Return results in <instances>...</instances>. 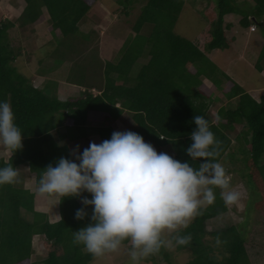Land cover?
<instances>
[{
    "label": "trees",
    "instance_id": "16d2710c",
    "mask_svg": "<svg viewBox=\"0 0 264 264\" xmlns=\"http://www.w3.org/2000/svg\"><path fill=\"white\" fill-rule=\"evenodd\" d=\"M95 1L22 0L25 7L19 19L22 25L29 21L38 23L45 7L51 15V32L58 35L57 31L60 30L65 36L75 33L81 21L93 20L89 12ZM10 2L19 6L16 0H8ZM184 2L147 0L133 28L139 32L145 24H150L152 33L142 35L137 40V46H131L122 60L107 63L103 81L98 87L99 93L85 89L82 96L66 101L36 86L31 77L19 70L15 60L21 53L20 49L17 52L11 49L8 40L13 23L7 19L0 20V101L7 100L12 105L15 123L23 136V147L14 151L8 160L5 147L0 149V168L10 163L19 172L18 182L0 185V264H32L35 235L44 236L47 255L39 260L41 264H90L95 258L83 250V245L73 243V232L91 222L93 206H87L88 216L77 220L76 211L84 207L81 197L60 196V218L52 221L49 214L35 208V194L24 186L20 167L27 165L30 172L35 174L39 186V179L47 165L55 166L62 156L74 159L69 147L60 145L59 138L54 134L58 125L53 120L58 112L65 113L68 122L73 125L68 127L69 132L95 121V115L98 116L96 120L107 119L119 115L122 108H127L137 124L135 132L144 139H150L158 147V153L160 145L171 143L174 154L170 156L196 168L199 161L191 160L186 152L192 143L190 134L196 128L195 115L204 116L210 123V130L222 141L220 155L216 158L218 162L232 144L228 131L242 123L244 126L237 140L241 143V150L248 155L245 177L255 186L251 187V194L261 196L256 202L258 211H264L261 210L264 207V94L256 99L232 77L230 81L223 82L215 76L216 63L200 45L174 32L172 27L179 18ZM254 2L252 7H242L236 0H218V18L207 46L209 50L231 48V39L226 35V28L231 24H223L226 14L239 13L242 15V26L249 27L256 23L264 31L261 20L264 0ZM125 12L128 14V10ZM146 51L149 61L136 72L132 69L133 64L138 55ZM255 66L259 70L264 67V45ZM204 78H208L212 85L208 86ZM218 89L222 90L227 101L237 98L238 102L234 108L222 105L215 121L210 108L213 101L220 99L215 95ZM117 101L121 102L122 108L115 106ZM99 132L106 140L114 131L109 126L101 127ZM59 136L63 138L64 134L59 133ZM81 195L92 198L88 192ZM227 210V205L218 194L212 204L201 210V215L196 216L186 229L180 230V235L191 234L192 237L189 244L178 246L179 249L192 251L191 258L185 264H253L245 235L248 216L237 224L211 232L215 241L206 239V221ZM26 213L33 217L27 218ZM217 238L221 240L219 245ZM123 244L130 246L128 241ZM217 248L219 253H216ZM170 256L167 248L162 247L157 254L144 259L143 263L155 264L163 260L173 264Z\"/></svg>",
    "mask_w": 264,
    "mask_h": 264
},
{
    "label": "clouds",
    "instance_id": "9594fccd",
    "mask_svg": "<svg viewBox=\"0 0 264 264\" xmlns=\"http://www.w3.org/2000/svg\"><path fill=\"white\" fill-rule=\"evenodd\" d=\"M193 120L196 128L186 152L199 161L198 168L164 153L165 144L158 153V147L145 142L150 139L131 130L114 131L110 139L91 142L82 153L77 145L71 152L74 159L62 156L55 166L47 165L39 179L40 194L81 197L84 207L76 211L77 220L88 216L86 208L93 206L91 222L73 232V243L101 257L128 241L131 261L140 264L162 247L191 242V234L180 235V230L215 201V188L221 189L226 205L238 203L242 194L232 188L231 174L216 159L222 141L204 116L195 115ZM22 139L12 105L0 101V141L13 153L23 147ZM167 145L172 149L171 143ZM18 178L12 164L0 168V185L16 183Z\"/></svg>",
    "mask_w": 264,
    "mask_h": 264
},
{
    "label": "rangeland",
    "instance_id": "374dc122",
    "mask_svg": "<svg viewBox=\"0 0 264 264\" xmlns=\"http://www.w3.org/2000/svg\"><path fill=\"white\" fill-rule=\"evenodd\" d=\"M129 1L131 2H127L126 0H96L92 4L89 12L93 18L92 21H81L78 23V30L75 33L65 36L62 34H54L55 43L58 45L57 47L54 44H46L47 42H45L48 41L47 36L51 37L50 31L52 23L50 20L46 21L45 25L41 27L38 36L33 35V37L28 31L30 28L13 27L8 32L10 48L17 52L18 48L21 47L22 53H27L26 63L28 66L31 67L33 65L32 62L35 63L38 58L40 62L38 61L39 65L37 70L46 73L50 71V74L54 75L47 83L46 91L49 90V94L54 96L51 91L55 88L57 79L60 80L62 78L76 81L83 86V89H89L96 94L98 92L96 90H99L98 87L103 81V70L107 63L122 60L131 46L135 44V47L137 46V40L142 35L145 36L152 33L153 29L150 28V24H145L139 32H135L133 28L147 0ZM236 1L242 7H252L255 4L254 0ZM217 2L218 0H185L179 18L172 28L178 35L194 40L200 45V48L205 51L207 56L216 63V77L221 78L223 82H228L231 80L230 77L234 78L238 75L248 76L249 79L246 82L242 81V84L247 87L251 86L252 88L254 85L262 83L260 72L256 68H246V65L251 64V62L255 65L252 54H256L257 56L262 50L264 45V31L258 25H255L253 28L242 26L240 22L242 15L239 13L226 14L223 24L225 26L231 24V27L226 28L227 38L231 39V48L209 50L207 46L214 29V22L218 18ZM5 7L9 9L3 10ZM16 9L18 8L13 6L11 2L8 3V0H0V20H3L4 16L16 20L18 13ZM126 10H128V14H126ZM47 16L49 17L47 12H44L40 20L44 18L46 20ZM261 20L264 25V16ZM42 23L44 22H39V25ZM90 31H92L91 34L88 33ZM28 33L29 35H27ZM59 33L60 30L57 31V34ZM50 40L53 39L51 38ZM42 43L46 45L40 47ZM35 47H40L36 50V56L30 52V50H35ZM146 54L147 51L141 56L138 55L137 60L134 62L132 69H135L136 72H139L142 66L149 61ZM18 56L20 57V55ZM18 56L15 62L20 63ZM244 67L245 72L242 71ZM21 70L26 75H29L25 70ZM133 73L131 72V74ZM204 81L211 86L212 83L208 78H204ZM216 94L220 99H214L215 101H213L214 103H212L210 108V114L215 121L218 120L217 111L222 105H226L227 107L232 106L234 108L238 102L237 98H234L231 102L227 101L228 99L224 97L221 89L216 90ZM215 95H213V98H215ZM97 117V115L94 116L95 121H98L96 120ZM243 126L242 123H239L236 124L234 129L228 131L232 137V144L220 161L228 173L231 174L232 188L241 192L242 196L238 203L227 205V211L206 221V230L208 233L206 239L210 240V242L215 241L211 232L225 228L231 224H237L245 216H248L249 224L245 228L248 251L253 264H264V211H260V213L256 206V202L260 200L261 196L260 194H255L254 196L251 194V187L254 188L255 186L248 182L247 180L249 179L245 177V172L248 171L246 169L248 168L246 164L248 155L247 152L241 150V143L237 140V135L241 133ZM78 130H82V128H74L71 132ZM54 134L57 136L55 131ZM62 140L59 142L64 143L65 141ZM77 145H84L87 148L88 142L84 140L83 142L77 143ZM84 147L80 148L83 149ZM2 148L4 146L2 141H0V149ZM79 151L81 153L83 152V150ZM163 152L169 155L174 154V150L170 148V145L165 146ZM20 168L23 171L24 186L35 194V208L49 214L50 220L52 221L59 219L60 200H55L58 203L56 205L52 203L49 207L45 205L48 204L45 197L52 196V198H55L58 196L60 199V196L40 194L35 174L30 172L27 165ZM214 191L217 197L221 189L215 188ZM248 204H250V207H248ZM247 209L249 210L248 212ZM23 213H25L24 210ZM23 215H27L29 219L33 217L28 213ZM213 246H216V244L213 243ZM33 247L35 252L32 256V264H41L39 260L47 255L43 235L34 236ZM129 248L130 246L122 244L117 252L106 253L104 256L95 257L90 264H133L128 255ZM166 248L171 254L170 259L173 264H185L191 258L192 251L190 249H179L175 244ZM216 253H219L218 248ZM140 264H144L143 260L140 261ZM155 264L168 263L161 260Z\"/></svg>",
    "mask_w": 264,
    "mask_h": 264
},
{
    "label": "crops",
    "instance_id": "0c3cea01",
    "mask_svg": "<svg viewBox=\"0 0 264 264\" xmlns=\"http://www.w3.org/2000/svg\"><path fill=\"white\" fill-rule=\"evenodd\" d=\"M16 3L19 4V6L13 4V6L18 8V9H16V10H18L16 20H14L12 18H9L8 16H4L3 20L7 19L8 21H11L13 23V25L10 27V29L13 28V27H18V28L21 27V28H24V29L25 28H27V29L30 28L28 31L30 32L32 37H33V35H37L38 36L39 30L41 29V27L43 25H45L46 21L51 19V15H50L49 11L47 10V8H45V7L43 8V14H44V12H47V14L49 15V17L48 16L46 17V20H45V18L42 19V20H39V22H44V23L39 25V22L38 23L28 22L27 24L22 25L20 20H18V19H19V16L21 15V13L23 12L25 6H24V4H23V2L21 0H16ZM7 9H9V8L5 7L3 10H7ZM40 19H41V17H40ZM61 34L63 35L62 32L59 33L58 35H61ZM27 35H29V33ZM50 35H51V37L47 36L48 41H45V42H47L46 44H54L55 47H57L58 45L55 43L56 40H54V34L51 31H50ZM51 38L53 40H50ZM46 44L42 43V44H40V47H42V46H44ZM40 47H35V50H33V51L30 50V52H32L36 56V50L38 48H40ZM18 49H20V52H21L20 53V57H18L19 60H20L21 65H20V63H17V62H15V64L16 65L19 64V65H17L19 70H21V69L25 70L29 74L28 76L33 79V82H34L35 85L37 84L38 87L46 89L48 81L50 79H52V77L54 75H51L50 71L48 73H46V72L37 70L38 65H39L38 63L40 62L38 58H37L35 63L32 62L33 65L31 67L28 66V64L26 63L27 53L26 54L22 53L21 47H19ZM28 54H29V52H28ZM252 55H253L252 56L253 62L256 64L259 55H257V56H256V54H252ZM246 68H256V69H258L254 64H252V62H251V64H247ZM58 70H59V68H58ZM242 71L245 72V67H244V69ZM55 72H56V70H55ZM259 72H260V76H261L260 79H261L262 83L256 84L252 88H251V86L247 87L246 85L242 84V81L246 82L249 79L248 76L244 77L242 75H238L237 77H234V79L242 87L245 86L244 89H246V91L250 92L256 99H259L260 96L262 94H264V67H263L262 70H259ZM103 73H105V69L103 70ZM207 85L210 86L209 84H207ZM85 89H83V86H81V84L77 83L76 81H71L69 79L62 78L60 80L57 79L56 86L51 92L54 94V97H57L59 100L66 101V100H68L70 98H77V97L82 96V94H83ZM96 92L99 93L100 89L96 90ZM115 106L117 108H122L123 107L120 101H117L115 103ZM103 115H104V117H106L105 114H103ZM54 116L55 117H54L53 122H54V124L58 125L57 130H55V132L57 133V138L60 139L59 141H61V139H63L62 141H65L64 143H60L59 142V144L62 145V146L67 145L71 151L73 149H75L77 143L83 142L84 140H86L88 142V145L86 147H88L91 142H95L97 144L101 143L103 141L102 135L99 132V129L101 127H109L110 126V127L113 128V131H127V130H131L133 132H135V130L137 128L136 127L137 124L134 121L133 114L127 108H124V109L122 108V112L119 115L116 114L115 116H112L110 118L106 117L107 119H102V120H98V121H89V122L85 123L84 125H82V127H78V128H82V130L73 131V132H71V131L68 132L67 131L68 127L69 126H73V125L68 122L69 120L67 119L65 113H63V112L62 113H58V114H55ZM59 133L64 134V137L61 138L59 136ZM111 135L112 134L108 135L109 139L111 138ZM77 140H79V141H77ZM145 142L151 143L153 145V143L150 142L149 140H145ZM80 147H84V145H81ZM166 147H167V145H166ZM84 149H85V147L83 149L79 148V150H81V151L84 150ZM5 150H6V153H7L6 159L8 160L9 157L12 155V152L10 150H8L7 148H5ZM45 198L47 199V203H48V204H45V205L49 206V207H50V205L52 203L56 205V203H58V201H59V197L58 196L55 197V198H52V196H46ZM55 200H58V201L56 202Z\"/></svg>",
    "mask_w": 264,
    "mask_h": 264
}]
</instances>
